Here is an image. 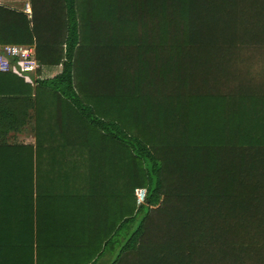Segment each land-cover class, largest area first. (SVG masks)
Returning <instances> with one entry per match:
<instances>
[{"label": "trees", "instance_id": "trees-1", "mask_svg": "<svg viewBox=\"0 0 264 264\" xmlns=\"http://www.w3.org/2000/svg\"><path fill=\"white\" fill-rule=\"evenodd\" d=\"M30 6H0L39 65L0 72V264H264V0Z\"/></svg>", "mask_w": 264, "mask_h": 264}, {"label": "built area", "instance_id": "built-area-1", "mask_svg": "<svg viewBox=\"0 0 264 264\" xmlns=\"http://www.w3.org/2000/svg\"><path fill=\"white\" fill-rule=\"evenodd\" d=\"M38 69L34 45L0 44V72H14L22 77L28 75L36 80ZM134 195L136 204L141 205L145 201L146 190L137 188Z\"/></svg>", "mask_w": 264, "mask_h": 264}, {"label": "crops", "instance_id": "crops-1", "mask_svg": "<svg viewBox=\"0 0 264 264\" xmlns=\"http://www.w3.org/2000/svg\"><path fill=\"white\" fill-rule=\"evenodd\" d=\"M0 6L16 12L24 13L29 18L31 16L30 0H0ZM13 139H14V135L13 138H10V141L13 142L14 141ZM15 139H17L18 142L23 141L24 144H28V143L34 144V138L31 135H18L16 136ZM115 254H116L115 251L112 255H110L109 253H105L102 256L99 264H110L111 260L115 258Z\"/></svg>", "mask_w": 264, "mask_h": 264}, {"label": "rangeland", "instance_id": "rangeland-1", "mask_svg": "<svg viewBox=\"0 0 264 264\" xmlns=\"http://www.w3.org/2000/svg\"><path fill=\"white\" fill-rule=\"evenodd\" d=\"M58 71H59V68H57V67H55V68H51V67L50 68H45V69H43L41 77H43V78L52 77ZM23 78H25L26 80H30L31 79V77H29L28 75H23ZM21 142H23V141H21ZM25 142H26V140H25Z\"/></svg>", "mask_w": 264, "mask_h": 264}]
</instances>
